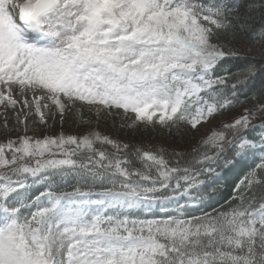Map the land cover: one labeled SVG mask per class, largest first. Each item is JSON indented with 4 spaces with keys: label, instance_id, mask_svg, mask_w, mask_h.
Listing matches in <instances>:
<instances>
[{
    "label": "snow or ice",
    "instance_id": "obj_1",
    "mask_svg": "<svg viewBox=\"0 0 264 264\" xmlns=\"http://www.w3.org/2000/svg\"><path fill=\"white\" fill-rule=\"evenodd\" d=\"M0 264H264V0H0Z\"/></svg>",
    "mask_w": 264,
    "mask_h": 264
},
{
    "label": "rangeland",
    "instance_id": "obj_2",
    "mask_svg": "<svg viewBox=\"0 0 264 264\" xmlns=\"http://www.w3.org/2000/svg\"><path fill=\"white\" fill-rule=\"evenodd\" d=\"M131 123V114H128V118H125L123 113L115 115L101 113L98 115L93 111H90L87 107L83 109H80L78 107L77 109H74L72 112L67 114L63 126H61L60 118L58 115L55 118V122L51 120L49 121V125H51V127H45L43 125H39L37 127L35 124H32L30 126L37 128L38 135L40 134L41 129L44 130V134L49 135H59L61 132L72 135H82L89 132H99L102 135H107L110 138L121 142V140L117 138V132L121 130L122 134L125 135L126 131H130L131 134H133L138 126L129 127ZM140 127L142 128L143 126ZM206 130L207 126L205 127L204 131ZM122 137L124 138V136ZM197 139H199V136L197 137ZM159 145L160 141L156 144V146L158 147Z\"/></svg>",
    "mask_w": 264,
    "mask_h": 264
},
{
    "label": "trees",
    "instance_id": "obj_3",
    "mask_svg": "<svg viewBox=\"0 0 264 264\" xmlns=\"http://www.w3.org/2000/svg\"><path fill=\"white\" fill-rule=\"evenodd\" d=\"M117 133V138H119L122 143L140 145L144 148H150L153 150L160 147L171 148L175 143L173 139L169 138L167 131H160L159 129L153 130L138 126L133 134H131L130 131H126V134L123 135L121 130ZM122 136H124V138ZM175 139H179V134H177ZM159 141L160 145L157 147L156 144ZM230 190V188H225L221 193V199L227 198Z\"/></svg>",
    "mask_w": 264,
    "mask_h": 264
}]
</instances>
